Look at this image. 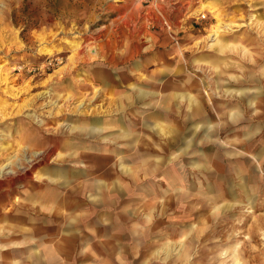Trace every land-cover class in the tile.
<instances>
[{"label": "rangeland", "instance_id": "obj_1", "mask_svg": "<svg viewBox=\"0 0 264 264\" xmlns=\"http://www.w3.org/2000/svg\"><path fill=\"white\" fill-rule=\"evenodd\" d=\"M9 162L0 264H264V0H0Z\"/></svg>", "mask_w": 264, "mask_h": 264}, {"label": "bare ground", "instance_id": "obj_2", "mask_svg": "<svg viewBox=\"0 0 264 264\" xmlns=\"http://www.w3.org/2000/svg\"><path fill=\"white\" fill-rule=\"evenodd\" d=\"M223 27H228L227 25H223L221 22H219V24L217 25V27H216V29H215V31H214V35H218V37H219V31L223 28ZM75 47H77L78 48V45H75ZM89 52H90V54L94 57V58H97V56H98V52L96 51V49H90L89 50ZM46 53H48V51H46ZM48 54H50V53H48ZM8 78V77H7ZM7 78H5L4 79V81L7 79ZM145 96H143V97H141V98H144ZM125 99H127L128 101H131V98L130 97H125ZM192 98L190 97V103H189V106H188V108H190L191 106H193L192 104H194V100L192 99ZM122 106V105H121ZM2 113V112H1ZM160 124V123H159ZM158 124V126H159V129L160 130H162V129H164V126L163 125H159ZM156 127V126H155ZM74 130V128L73 129H71V131H73ZM24 150V152L25 151H27L26 150V148H24L23 149ZM42 152L39 154V152H36V153H34L33 152V154H32V157H31V159L30 160H27V163H29V164H34L33 162H35V159H37V158H40V157H42ZM57 158L58 159H62L63 158V156H61L60 154L59 155H57ZM10 159V158H9ZM14 166H16L15 165V163L14 162H9V164H8V167H4V168H2V170H0V179H3V180H6V179H9V178H12V177H15L16 175H17V169L16 170H14L13 168H14ZM20 166V165H19ZM222 179V178H221ZM216 201H218V202H220V201H222V200H220V199H217ZM236 205V204H235ZM235 205H231V203H229V202H227V203H225V204H223V206H222V208L224 209V210H232V208H233V206H235ZM42 208V210L43 211H45L46 213H50V214H58L59 213V211H58V209L56 208V206L54 207V209H52V208H48V207H46V206H41L40 207V209ZM218 208V207H217ZM220 209V208H219ZM217 210V209H216ZM221 211V210H220ZM256 220V219H255ZM65 230V229H64ZM191 237V236H190ZM186 242V241H185ZM185 245V244H184ZM183 247V246H182ZM166 248V247H165ZM168 248L171 250V248L168 246ZM173 250V249H172ZM173 251H175V250H173ZM185 251V250H184ZM164 252V251H163ZM170 252V251H169ZM168 252V253H169ZM182 252V251H181ZM181 252H179V253H181ZM161 253V252H160ZM168 253H167V255H168ZM165 254H166V251H165ZM158 255H160V254H158ZM166 255V256H167ZM171 256V255H170ZM203 259V258H202ZM166 260V259H165ZM151 261V260H150ZM146 262H148V261H146ZM199 263V262H198Z\"/></svg>", "mask_w": 264, "mask_h": 264}, {"label": "crops", "instance_id": "obj_3", "mask_svg": "<svg viewBox=\"0 0 264 264\" xmlns=\"http://www.w3.org/2000/svg\"><path fill=\"white\" fill-rule=\"evenodd\" d=\"M56 152H57V150H56ZM63 156L65 157L66 154L63 155ZM69 157H72V154H70ZM62 159H63V158H62ZM98 189H100V186H99V188H98V187L96 188L97 191H98ZM40 207H41V206H39V208H40ZM53 209H54V208H53ZM38 211H39V209H38ZM40 211H42L43 213H46L45 211L42 210V208L40 209ZM59 213H64V211H59ZM59 213L56 214V215H55V214H50V213H49V214H50L49 217H56L57 215L59 216V215H60ZM71 227H72V226H71ZM71 227L64 228V229H65V230H68V229H70ZM64 229H63L61 232H64ZM59 234H60V233H59ZM60 235H61V234H60ZM53 248H54V246H53ZM55 252H56V250L54 249L53 252H51L50 254L47 253L46 255H47V257H50V256L54 257ZM40 254H41V252H38V255H40ZM40 257H41V256H40ZM38 258H39V256H38Z\"/></svg>", "mask_w": 264, "mask_h": 264}, {"label": "built area", "instance_id": "obj_4", "mask_svg": "<svg viewBox=\"0 0 264 264\" xmlns=\"http://www.w3.org/2000/svg\"><path fill=\"white\" fill-rule=\"evenodd\" d=\"M204 18V17H203Z\"/></svg>", "mask_w": 264, "mask_h": 264}]
</instances>
